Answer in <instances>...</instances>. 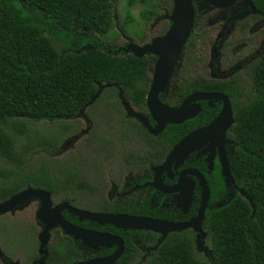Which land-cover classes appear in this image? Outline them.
<instances>
[{"label": "trees", "instance_id": "16d2710c", "mask_svg": "<svg viewBox=\"0 0 264 264\" xmlns=\"http://www.w3.org/2000/svg\"><path fill=\"white\" fill-rule=\"evenodd\" d=\"M112 1L0 0L1 160L16 165L23 162L12 125L23 132L25 119H73L103 83L120 86L132 105L145 109L155 56L146 53L137 57L105 40L112 28ZM197 20L196 14L175 68L179 74L169 82L170 86L177 85V91L166 103L177 104L196 90L230 95L225 88L231 83L198 79L191 74L180 78L182 72L197 64ZM249 69L252 92L245 102L234 100V122L230 128L235 142L231 170L245 195L236 194L223 207L206 211L203 226L209 233L208 259L196 256L189 238L172 234L167 244L158 246L157 251L162 253L155 264H264V53ZM127 119L143 144L142 153L128 162L131 167L146 170L143 176L148 177L138 182L143 183L151 178L150 166L162 160L180 133L171 131L173 124H168L161 133L152 135L139 121L129 116ZM55 143L54 138L46 137L40 144L54 148ZM0 175V203L33 187L49 191L53 202L61 193L56 203L67 201L94 211H103L106 204L111 207L103 201L104 186L96 180L94 184L81 180L75 171L67 175L62 186H57L45 170L41 174L21 175L0 165ZM63 216L71 221L67 212ZM70 243V235L60 228L53 229L45 264L67 263Z\"/></svg>", "mask_w": 264, "mask_h": 264}, {"label": "flooded vegetation", "instance_id": "af4514ba", "mask_svg": "<svg viewBox=\"0 0 264 264\" xmlns=\"http://www.w3.org/2000/svg\"><path fill=\"white\" fill-rule=\"evenodd\" d=\"M191 2L194 10V19L196 14L198 19V23L196 25V27L198 28V38L195 39L194 44L195 53L197 55L195 57V62H197L198 60V51H201L199 48L203 47L205 44H208V42L213 44L211 63L213 64L214 62H216V65L221 66L220 62L222 60V56L224 57L225 55L233 51L240 58L245 53L246 49H249L253 41V34H250L252 31L256 33V31L258 30L256 33L258 34L257 38L259 36H264V0H235L232 4L223 7L215 6L208 0H191ZM172 5L173 1L171 2V8L169 9V11L167 9L164 11V16L161 20H167L163 22V31L159 35L165 33L170 26L171 22L169 19V15L172 11ZM219 27L223 29L220 35L212 34V30L218 29ZM194 30L197 31L196 28ZM124 48L122 49L124 50ZM257 52V55H255L257 57L251 59L243 66V74L248 71L250 72V69L246 71V68H248L247 66L250 65L251 67L264 53V51L259 53V50H257ZM194 72L195 71L190 69L185 70L180 74V78H182L181 75L186 77L190 76L188 74L193 75ZM178 74L179 73L175 72L174 70L172 76L168 81L167 87L158 94L159 100L171 107H178L183 99L187 96H184L177 104L165 102V100L169 99L170 96L173 97L174 93H176L177 91V85L174 84L173 86H170L169 82L171 81V78L173 76H178ZM235 74L241 73L239 72ZM197 77L198 79L209 80L201 75H197ZM209 81H225L232 84L228 85L225 88L230 95L220 91H196L207 93L217 92L226 95L230 103L232 118L234 122V100L245 102L248 100V98L245 100L241 99V94L237 90L238 87H236V84L233 83L232 80ZM117 89L118 90H116L115 92L117 96L116 98L119 100L122 108L124 109L126 117L129 116L139 121L135 117L128 115L127 108L124 104L125 102L128 103V105L133 110L138 111L144 116L148 117V122L150 123V125H155V121L149 115L146 106V100L145 109L142 111L137 106H134L130 103L120 86H118ZM235 94L238 95H236L235 97ZM195 104L198 106V112L195 116L188 119H183L180 122L165 124L164 128L168 124H173L172 127H170V130H178V132L180 133V137H178L176 141L172 143V145L167 149L166 153L162 157V160L158 164L150 166L151 178L144 181L143 183H138L141 178L148 177L146 174L143 176V173L146 172V170L140 168L139 166L134 168L131 167L130 172L133 176H131L130 181L122 182V184L120 185L117 184L115 186L114 194L110 196H107V194L105 193L103 201L104 203L109 202L111 204V207L107 206L106 204L103 208V211L99 212L149 217L169 222L188 221L197 214L202 199L203 191L199 175L202 176L208 188V201L204 210V218L206 211L210 210L213 212L217 208L223 207L236 194L242 196L245 195L241 184L233 177L231 170V159L235 147V142L230 134V128L233 122L228 127H226L224 131H221V126H218L216 128H210L205 132H202V129L206 128L221 111L223 102L216 101L214 99H200L195 101ZM139 123L143 126L140 121ZM143 127L146 129L145 126ZM196 130H198V139L192 142L186 148V154L184 155L180 163L175 167L173 162L169 167V171L163 170L160 174L161 183L165 186L171 187L177 184L178 175L181 171L190 170L198 172V177L197 175L192 173H187L185 176L192 182V195L186 209H184L182 205L178 204V195L180 194L181 190L172 193H163L156 189L150 183L152 182L154 177L153 167L160 165L164 161L165 157L177 142H179L189 133ZM224 169H227L231 180H227L226 176L223 174ZM185 183V181L182 182L181 188H183ZM53 204H56V202H53ZM39 206L40 198H38V207L35 211L36 222L41 226V230L39 231L40 233L42 231L43 225L36 217V212ZM63 212L67 211H62V216ZM67 213L71 216V221L68 220L69 222L82 228L104 233L106 235L114 237L115 239H107L96 248H92L88 245H84L81 240H75L73 237H71V243L68 248L67 255L68 262L65 264H76L92 259H106V261L101 264H155L156 259L158 261L160 259L159 257L161 256L160 253H162H159V251H157L158 246L165 242L167 244V240L171 238L172 234H178L179 236L186 239L189 238V243L191 244L192 250L195 252L196 256L197 252L198 254H200L201 257L199 258H203V255L201 253L204 252L207 253V255H205L206 259L211 256L209 233L207 232L206 227L203 226L204 218L200 225L202 233H204L203 236H199V234H201L200 231H195L191 228L184 229L178 232H168L167 234L163 235L160 232L151 230L121 228L109 223L98 224L87 220H79L77 216L70 214L69 212ZM25 215L27 217V213H25ZM26 220L27 221L25 229L27 231H32L33 237H37L38 245L36 250H33V248L31 247L30 250L23 251L21 260L18 263H11V259L8 260L7 258H5L4 261H9L8 264H45V258L47 257V244L44 247L45 254H41L39 252V233L37 234L36 225L34 224V222H29L27 218ZM77 222H79V224ZM51 231L48 242L51 239ZM118 249H121L120 254L113 260H107L114 253H116Z\"/></svg>", "mask_w": 264, "mask_h": 264}, {"label": "rangeland", "instance_id": "374dc122", "mask_svg": "<svg viewBox=\"0 0 264 264\" xmlns=\"http://www.w3.org/2000/svg\"><path fill=\"white\" fill-rule=\"evenodd\" d=\"M113 22L105 40L117 47H127L130 43L142 45L163 31L164 11L171 8V0H113ZM223 29H213L212 34L220 35ZM258 31V30H257ZM256 31V33H257ZM254 31L253 41L239 58L233 51L222 56L221 66L211 63L213 44L208 42L198 51V61L192 70L193 75H201L209 80L236 81L241 99L245 100L252 92L251 75L243 74V66L264 51V36ZM235 51V50H234ZM234 56H233V55ZM245 56V57H244ZM181 57V56H180ZM176 68V67H175ZM214 70V71H213ZM241 74H235V73ZM118 85L103 83L96 96L73 119L62 121L24 120L23 132L10 127L18 136L17 148L21 152V165L0 159V165L21 175L41 174L44 170L57 186H62L67 175L75 171L81 180L89 184L101 183L107 196L114 194L115 186L130 181L131 161L142 153L141 138L130 124L124 109L116 98ZM113 94H108V91ZM11 121V120H10ZM67 125V127H63ZM54 138V148H43V138ZM134 168V167H132ZM3 180L0 175V181ZM95 183V184H96ZM64 192L62 193V195ZM61 193L57 195L58 202ZM29 204V205H28ZM38 197H29L4 213H0V264L21 260L22 252L36 250L37 237L27 231L26 218L34 222L37 234L41 226L37 224L35 211ZM27 213V217L25 215ZM36 234V235H37ZM203 258L207 253H201ZM197 256L201 257L197 252Z\"/></svg>", "mask_w": 264, "mask_h": 264}, {"label": "water", "instance_id": "95a60500", "mask_svg": "<svg viewBox=\"0 0 264 264\" xmlns=\"http://www.w3.org/2000/svg\"><path fill=\"white\" fill-rule=\"evenodd\" d=\"M172 1V11L169 15L171 23L165 33L154 37L151 41L142 45L130 43L124 48L125 52H132L137 57H141L146 53H151L156 56L155 64L151 72V83L145 97L149 115L155 121V125H150L148 117L133 110L128 103L125 102L124 104L127 108V113L138 119L150 134L157 135L162 131L165 124L180 122L183 119L195 116L198 112V106L195 104V101L200 99H214L216 101H222L223 107L212 122L206 128L202 129V132L218 126H221V131H224L225 128L233 122L232 110L226 95L217 92L207 93L195 91L187 95L178 107H171L164 104L158 98V94L167 87L168 81L180 60L184 45L189 38L194 19V10L191 0ZM208 1L215 6L223 7L232 4L235 0ZM95 96L96 94L93 97ZM197 139L198 130L189 133L177 142L165 157L164 161L160 165L153 167L154 177L150 183L163 193H172L181 190L178 195V204L182 205L184 209H186L192 195V182L185 176L187 173H192L198 177V172L190 170L181 171L178 175L177 184L171 187L165 186L161 183L160 174L163 170L169 171V167L173 162L176 167L186 154V148ZM223 174L226 176L227 180H231L227 169L223 170ZM199 177L203 191L200 207L197 214L192 219L184 222H169L149 217L90 211L73 206L67 201L53 204L49 191L33 187L22 189L1 202L0 213L6 212L18 203L24 202L29 197L35 196L40 198V206L36 212V217L43 225L42 231L38 235L39 252L41 254H45L44 247L49 240L50 231L56 227H59L64 234L70 235L75 240H81L84 245H88L92 248H96L107 239H115L104 233L82 228L69 222L62 216V211H67L70 214L77 216L79 220H87L98 224L109 223L121 228L151 230L160 232L163 235L168 232H178L191 228L195 231H200L201 234H199V236H203L204 233H202L200 225L203 221L204 210L208 201V188L202 176L199 175ZM183 181L186 183L183 188H181ZM120 251L121 249H118L116 253L107 260H113L116 258L120 254ZM105 261L106 259H92L76 264H101Z\"/></svg>", "mask_w": 264, "mask_h": 264}]
</instances>
